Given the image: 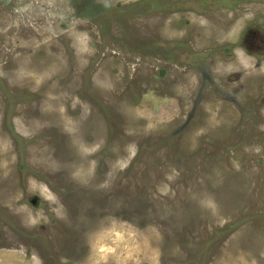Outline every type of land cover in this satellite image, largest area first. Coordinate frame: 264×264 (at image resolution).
<instances>
[{
    "label": "rangeland",
    "instance_id": "obj_1",
    "mask_svg": "<svg viewBox=\"0 0 264 264\" xmlns=\"http://www.w3.org/2000/svg\"><path fill=\"white\" fill-rule=\"evenodd\" d=\"M251 28L264 0H0V264H264Z\"/></svg>",
    "mask_w": 264,
    "mask_h": 264
},
{
    "label": "flooded vegetation",
    "instance_id": "obj_2",
    "mask_svg": "<svg viewBox=\"0 0 264 264\" xmlns=\"http://www.w3.org/2000/svg\"><path fill=\"white\" fill-rule=\"evenodd\" d=\"M259 31H257L254 28L249 29L244 36L243 44L246 51L250 52L251 54H258V55H264V47H255L253 45V42L258 41L260 39L259 37ZM256 35V36H254ZM253 41V42H252ZM262 105H264V101H262Z\"/></svg>",
    "mask_w": 264,
    "mask_h": 264
}]
</instances>
